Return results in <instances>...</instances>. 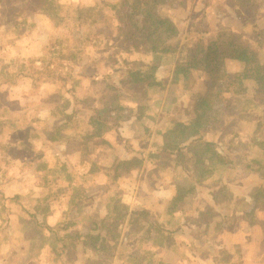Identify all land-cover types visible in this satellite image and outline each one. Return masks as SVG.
<instances>
[{
  "label": "rangeland",
  "instance_id": "1",
  "mask_svg": "<svg viewBox=\"0 0 264 264\" xmlns=\"http://www.w3.org/2000/svg\"><path fill=\"white\" fill-rule=\"evenodd\" d=\"M146 1L0 0V264H212L207 250L243 264L244 249L264 251V95L252 79L224 90L175 70L220 31L264 58V0H227L219 17L165 6L181 34L161 85L128 81L153 60ZM94 115L112 126L100 138ZM198 115L200 137L169 148L168 128Z\"/></svg>",
  "mask_w": 264,
  "mask_h": 264
},
{
  "label": "trees",
  "instance_id": "2",
  "mask_svg": "<svg viewBox=\"0 0 264 264\" xmlns=\"http://www.w3.org/2000/svg\"><path fill=\"white\" fill-rule=\"evenodd\" d=\"M46 1L49 2L52 0ZM243 1L237 0V2L232 4L236 7L238 3H248L250 0ZM181 2V0L146 1L145 18L146 22L149 23V26L144 38L149 43L148 50L154 54V59L151 62L147 64L144 63L135 70L130 71L129 82H146V85L163 84V81L158 79L156 72L160 67L162 68L165 65L164 55L173 54L177 51L179 43L172 44L170 40L172 41L173 38H176L181 34V31L176 24L171 19L164 16L163 10L165 9V6L172 8L181 4ZM158 5H160V12L157 11ZM96 20H98V17H96ZM199 26H201V24H199ZM233 36V33H228L226 31L210 34L208 39L209 42L205 46H202L198 51L190 49L187 56L180 57L179 60H177L175 66L176 72L187 76L190 71L195 69L204 70L209 75V78L213 83L212 85L220 81L221 85H225L224 90H229L240 79H252L257 84V86H255L256 92L264 95V58L260 57V52L251 46L249 42H241ZM201 40H203L202 37L200 38V42ZM140 43H143V41L138 42V44ZM137 46L138 45H135L134 47ZM183 50L184 48L182 51ZM233 61L238 62L241 65V68L236 72H229L226 68L227 64L233 63ZM183 64L184 66L182 67ZM211 88L209 87L206 92L201 93V95L197 97L196 106L206 107L208 105V98L211 95L209 90H211ZM201 116L202 115H198L191 122H184L182 120L174 122L173 126L168 129L172 133L178 132L177 130L179 129L180 137L178 139L176 138V141L174 140L169 148H181L188 140H192L198 136L200 137V134L202 133L200 132ZM99 117L100 116L97 115L91 116L90 124L95 126L96 129L93 134H88L89 137L100 138L105 130H109L112 127L111 125L106 124V129L104 130L106 120L105 118ZM118 161L120 160L118 159ZM136 161L139 162L140 159H121V161L117 163V166H115V171H118L120 168L129 171L132 168L133 163ZM118 173L119 172H117L116 175H119ZM111 211L113 210L108 207L109 215ZM144 213L145 210L142 214ZM120 216L121 214L118 213L116 217ZM104 220H102L101 223Z\"/></svg>",
  "mask_w": 264,
  "mask_h": 264
},
{
  "label": "crops",
  "instance_id": "3",
  "mask_svg": "<svg viewBox=\"0 0 264 264\" xmlns=\"http://www.w3.org/2000/svg\"><path fill=\"white\" fill-rule=\"evenodd\" d=\"M181 1H184V0H181ZM188 1H192V2L198 1L201 4V8H200L201 9V15L210 16V17H219V16H223L224 14H226V11H225L226 4L225 3H226L227 0H219L218 1V2H220L219 4H215V0H213L214 1L213 3H211V0H188ZM202 30H203V28H202ZM153 57H154V54H152L151 59H154ZM163 68L164 67H162V68L160 67L157 72H159ZM157 72H156V75H157ZM158 79L160 80L159 77H158ZM126 113H128V116L123 121H120V123L128 122V123H130V127L132 128L133 127V123L138 118L137 115H139V113H134L133 114L132 110H129ZM140 113H142V112H140ZM143 117L145 118V115ZM123 130H125V128H123ZM254 228H256V231L259 233V231H260L259 230V225L254 226L253 229ZM262 237L263 236H258L256 239H262ZM244 238L247 239L245 234L243 235V240H246ZM250 238H251V236L248 235V239H250ZM254 238L255 237H253V239ZM255 243H257V242H255ZM247 249L248 248L244 249V255H245L244 259L245 260L243 261V264H264V251L259 250L258 252H250V253H248ZM205 252H206V254H204L202 256L209 255V257H208L209 259L208 260L209 261L212 260V264H217L216 261H215V258H214L215 256H217L216 252L215 251L211 252L209 250H207ZM199 260H200V264H205L206 263L204 259L203 260L199 259ZM228 264H236V263L233 260H231V261L228 262Z\"/></svg>",
  "mask_w": 264,
  "mask_h": 264
}]
</instances>
